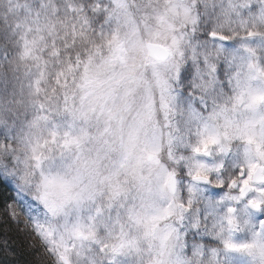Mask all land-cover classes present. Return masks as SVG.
I'll list each match as a JSON object with an SVG mask.
<instances>
[{"label": "snow or ice", "instance_id": "6c2138e0", "mask_svg": "<svg viewBox=\"0 0 264 264\" xmlns=\"http://www.w3.org/2000/svg\"><path fill=\"white\" fill-rule=\"evenodd\" d=\"M0 180L48 264H264V0H0Z\"/></svg>", "mask_w": 264, "mask_h": 264}, {"label": "trees", "instance_id": "16d2710c", "mask_svg": "<svg viewBox=\"0 0 264 264\" xmlns=\"http://www.w3.org/2000/svg\"><path fill=\"white\" fill-rule=\"evenodd\" d=\"M8 199L7 192L0 182L1 212L4 211ZM24 244V238L14 229L13 224L4 214L0 218V264H38L34 257L23 251ZM10 250L12 255L8 252Z\"/></svg>", "mask_w": 264, "mask_h": 264}, {"label": "rangeland", "instance_id": "374dc122", "mask_svg": "<svg viewBox=\"0 0 264 264\" xmlns=\"http://www.w3.org/2000/svg\"><path fill=\"white\" fill-rule=\"evenodd\" d=\"M5 183L11 192L4 187L9 199L6 203L4 211H0V218H2L5 214L6 218L13 224L14 229L24 238V252L34 257L38 264H48V257L41 251L39 239L33 236L30 230L25 226L27 224L28 218L22 211L20 204L15 200V191L13 189V185L8 182ZM9 206H11L12 211L15 212L16 220H18L19 223H15L9 215ZM8 252L10 255H12L11 250Z\"/></svg>", "mask_w": 264, "mask_h": 264}]
</instances>
